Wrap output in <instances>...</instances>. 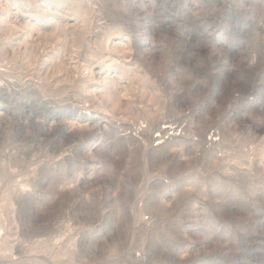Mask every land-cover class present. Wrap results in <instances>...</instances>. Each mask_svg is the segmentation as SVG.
<instances>
[{
    "label": "rangeland",
    "instance_id": "374dc122",
    "mask_svg": "<svg viewBox=\"0 0 264 264\" xmlns=\"http://www.w3.org/2000/svg\"><path fill=\"white\" fill-rule=\"evenodd\" d=\"M0 264H264V0H0Z\"/></svg>",
    "mask_w": 264,
    "mask_h": 264
}]
</instances>
